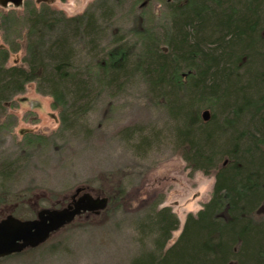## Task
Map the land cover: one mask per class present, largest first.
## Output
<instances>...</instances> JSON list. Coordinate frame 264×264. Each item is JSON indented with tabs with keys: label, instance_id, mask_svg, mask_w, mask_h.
<instances>
[{
	"label": "trees",
	"instance_id": "16d2710c",
	"mask_svg": "<svg viewBox=\"0 0 264 264\" xmlns=\"http://www.w3.org/2000/svg\"><path fill=\"white\" fill-rule=\"evenodd\" d=\"M160 1L169 21L158 39L137 16L129 29L134 42L112 33L105 46L113 14L106 0L96 1L100 15L91 9L72 16L25 2L24 32L10 43L13 51L24 47L23 64L5 66L9 52L0 47V108L35 81L70 124L91 107L96 84L120 83L138 49V67L144 60L142 72L176 120L182 158L191 170L212 173L214 184L211 200L186 216L166 249L178 220L167 207L155 211L154 253L132 264H264V0ZM13 14H3L6 34ZM78 45L88 59L81 67Z\"/></svg>",
	"mask_w": 264,
	"mask_h": 264
},
{
	"label": "rangeland",
	"instance_id": "374dc122",
	"mask_svg": "<svg viewBox=\"0 0 264 264\" xmlns=\"http://www.w3.org/2000/svg\"><path fill=\"white\" fill-rule=\"evenodd\" d=\"M96 1L0 4V47L9 52L5 66L23 64L24 47L13 51L10 43L19 41L24 32L25 2L35 9L45 3L72 16L91 9L98 15ZM142 2L146 3L140 6ZM106 3L113 14L105 25L111 27L104 29L102 46L110 44L112 33L134 42L129 29L137 16L158 32L157 39L168 28V11L160 0ZM10 12L15 19L6 34L2 17ZM160 46L165 50L163 43ZM140 53L135 49L117 86H94L91 107L70 124H62L60 108L52 106V97L41 93L35 81L0 108V219L8 214L32 219L42 208L62 207L78 186L108 198L98 214L75 217L40 245L4 256L0 264H132L136 256L154 253L155 211L167 207L178 220L166 249L178 238L186 216L196 215L210 200L214 176L191 170L182 158L176 120L161 91L142 72L144 60L138 67ZM76 54L81 67L88 61L81 45Z\"/></svg>",
	"mask_w": 264,
	"mask_h": 264
},
{
	"label": "water",
	"instance_id": "95a60500",
	"mask_svg": "<svg viewBox=\"0 0 264 264\" xmlns=\"http://www.w3.org/2000/svg\"><path fill=\"white\" fill-rule=\"evenodd\" d=\"M12 3L15 7L23 0H0L2 6ZM203 118L208 112H203ZM108 203L106 196H93L83 187H76L67 203L59 208H42L32 219H19L11 214L0 219V258L34 248L52 233L72 222L83 213L98 214Z\"/></svg>",
	"mask_w": 264,
	"mask_h": 264
},
{
	"label": "bare ground",
	"instance_id": "6f19581e",
	"mask_svg": "<svg viewBox=\"0 0 264 264\" xmlns=\"http://www.w3.org/2000/svg\"><path fill=\"white\" fill-rule=\"evenodd\" d=\"M197 110V109H196ZM223 125V124H222ZM223 127V126H222ZM259 144V143H258ZM213 189V188H212ZM211 195V194H210ZM211 200V199H210Z\"/></svg>",
	"mask_w": 264,
	"mask_h": 264
}]
</instances>
